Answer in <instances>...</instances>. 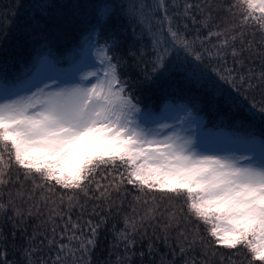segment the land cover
<instances>
[{"label":"trees","instance_id":"obj_1","mask_svg":"<svg viewBox=\"0 0 264 264\" xmlns=\"http://www.w3.org/2000/svg\"><path fill=\"white\" fill-rule=\"evenodd\" d=\"M165 2L168 15L174 19H177L176 13H183L185 3L200 4L202 11L191 10L197 20L195 24L182 15L177 22L187 24V29L180 28L186 37L205 38L194 46L203 58L195 61L188 57L186 62L183 53L178 58L172 52L165 57L166 68L154 73L152 32L166 28L157 23L163 13L153 11L158 0H0V82L6 86L21 85L34 74L44 57L55 67L77 64L83 50L91 43V33L95 29L99 32L96 37L99 43L103 44L106 38L119 42L111 55L122 63L121 79L127 81L126 94L131 95L135 103L156 113L167 103H182L199 115L208 129L245 140L258 139L264 145V119L258 113L253 115L249 107L253 103L257 108L264 107V84L253 80L257 85L253 88L239 85V76L249 69L264 71V47L260 43L264 40V31L259 27L264 21L243 23L241 10L244 6L239 0ZM102 3L143 5L148 19L143 26L115 15L101 22L97 8ZM254 15L259 17V11L255 10ZM204 18H209L207 27L199 22ZM150 24L154 25L151 31ZM221 31L224 32L221 40L237 36L234 46L237 50L245 49L241 56L234 59L231 48L225 50L223 57L216 55L219 41L215 36L208 37V33ZM239 33L244 34L243 44ZM159 38L170 40L166 32ZM249 41L255 46L248 48ZM235 60H242L243 64ZM213 69L222 73L230 70L237 78L239 90L220 81ZM8 162L5 154V166L0 170L6 175L0 179L7 183L0 185V203L8 204V209L6 212L0 210V264H28L26 249L29 248L36 249L30 254L33 264H40L42 260L45 264H53L59 243L68 245L69 250L79 247L77 240L69 239L73 235L72 224L78 225L75 235H83L86 239L90 235L87 221L98 224L101 216L104 223L98 229L95 248L85 257L87 264H183V257L173 256L174 251L179 252L178 245L184 239L180 233L187 235L189 240L193 235L198 241L202 238V242L187 253V257L198 264H264L253 259L246 247L230 250L210 242L209 231L215 226L213 216L207 224L197 219L189 211L185 196H171L147 188L140 191L126 182L119 189L111 188L110 185L119 182L121 173L127 177L124 168L112 170L110 166H102L93 177L92 190L86 197L60 186L53 187L39 176H26L25 169L15 163L14 157L10 170ZM98 184L109 188L105 193L107 203L103 199H89L100 197L101 193L95 191ZM94 208L99 215L93 214ZM16 210L22 214L14 215ZM125 218L129 221L131 239L135 241L127 252L124 243L115 239V234L125 228ZM65 224L67 232L61 239ZM32 237L34 239H30ZM49 239L57 243L49 245Z\"/></svg>","mask_w":264,"mask_h":264},{"label":"snow or ice","instance_id":"obj_2","mask_svg":"<svg viewBox=\"0 0 264 264\" xmlns=\"http://www.w3.org/2000/svg\"><path fill=\"white\" fill-rule=\"evenodd\" d=\"M239 2L244 6L241 10L243 23L251 20L264 21V0ZM193 8L202 11L200 4L185 3L183 13H176L177 19H174L168 15L165 0H158L153 11L163 13L157 23L166 25V28L164 31L152 32L154 73L166 68L165 57L172 52L178 58L183 53L186 62L188 57L195 61L202 60V53L196 52L194 46L197 41L202 43L205 38L186 37L180 28L187 29V24L177 22L182 15L195 24L197 20L191 12ZM255 10L259 11V17L254 15ZM111 15L123 17L126 22H134L140 26L148 19L143 5L102 3L98 6L97 16L101 22H106ZM199 22L207 27L209 18ZM153 27L150 24L149 31ZM259 27L264 31V23H260ZM165 32L170 40L159 38ZM98 35L99 32L94 29L91 33V46L103 74L95 71L88 73L89 76L96 77L95 82L55 88L45 84L34 91L11 92L0 96V169L5 166L4 155L7 154L9 170L14 157L15 163L25 169L26 176H39L53 187L60 186L65 190L83 193L87 197L92 190L93 177L102 166H110L112 170L124 168L128 172L127 177L121 173L119 182L110 185L111 188L119 189L126 182L138 187L140 191L147 188L171 196H185L189 211L197 219L207 224L210 217L215 216L217 224L209 231L210 242L230 250L246 247L253 259L264 262V145L260 148L259 160L254 156L234 158L205 155L193 149L190 139L173 133L161 135L164 125L146 127L137 120L140 109L133 97L126 94L128 84L121 79L123 65L111 55L119 42L115 39L110 42L106 38L101 44L96 39ZM243 35L239 33L241 44L244 43ZM213 36L219 41L216 52L219 57H223L228 48H231L234 59L245 51L244 48L237 50L234 46L236 35L226 36L221 40L224 32L208 33V37ZM260 43L264 47V40ZM254 46L252 41L248 42V48ZM208 55L211 56L212 53L209 52ZM235 62L243 64L242 60ZM213 73L220 81L239 90L237 78L230 70L225 69L222 73L219 69H213ZM253 80L264 84V71L249 69L246 74L239 76V85H244L246 89L253 88L257 86ZM3 90L7 92L9 89ZM249 107L253 110V115L258 113L264 119V107L257 108L254 103ZM238 159H248L250 162L240 164ZM3 175L6 172L0 170V176ZM6 183L7 181L0 179V185ZM95 191L101 193L100 197L89 199H103L107 203L105 193L109 188L98 184ZM7 209L8 204L0 203V210L6 212ZM21 214L19 210L14 212L16 216ZM93 214L99 215L95 213V208ZM59 215L62 217L63 214ZM68 219L70 221L71 217ZM103 223V216L95 225L88 220L90 235L86 239L83 235H75L78 225L73 223V235L69 239L77 240L79 247L69 250L68 245L59 243L58 255L53 264H87L85 257L95 248L98 229ZM128 228L129 221L125 218V228L115 234V239L124 243L126 252L135 244ZM53 232L55 233V228ZM66 232L67 224L60 234L61 239ZM180 235L184 239L178 245L179 252L174 251L173 256L183 257V264H198L195 259H189L187 253L198 242H202V238L198 241L197 236L193 235L189 240L184 233ZM48 243L54 245L57 242L49 239ZM151 247L149 245V250ZM34 251L36 249H26L28 264H33L30 254ZM77 252L80 253L79 256ZM40 264L45 262L42 260Z\"/></svg>","mask_w":264,"mask_h":264},{"label":"rangeland","instance_id":"obj_3","mask_svg":"<svg viewBox=\"0 0 264 264\" xmlns=\"http://www.w3.org/2000/svg\"><path fill=\"white\" fill-rule=\"evenodd\" d=\"M95 71L102 75V69L97 58L93 55V48L89 43L83 56L77 64L67 68L55 67L47 58H42L41 63L35 69L34 74L26 79L21 86H6L0 82V96L11 94V92L34 91L48 84L51 88L62 87L71 84H89L95 82L96 77L88 73ZM86 77V79H81ZM9 89L5 92L3 89ZM137 104V103H136ZM140 113L137 120L146 127H155L157 124L164 125L161 135L169 133L179 134L192 141L195 151L205 155L232 156L234 158L254 156L260 158V148L263 145L258 139L245 140L238 136H230L219 130H210L204 126L203 119L188 109L184 104L167 103L160 113L143 108L139 104ZM248 159H238V163L247 164ZM215 225L217 221L213 216Z\"/></svg>","mask_w":264,"mask_h":264}]
</instances>
